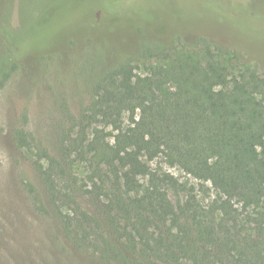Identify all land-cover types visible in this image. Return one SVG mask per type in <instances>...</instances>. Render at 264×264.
Masks as SVG:
<instances>
[{"label": "trees", "instance_id": "trees-1", "mask_svg": "<svg viewBox=\"0 0 264 264\" xmlns=\"http://www.w3.org/2000/svg\"><path fill=\"white\" fill-rule=\"evenodd\" d=\"M1 18L14 62L0 85L18 57L47 43V22L31 36ZM195 45L175 52L174 91L158 64L145 65L144 76L129 60L107 70L77 114L61 105L53 150L34 146L24 123L12 131L40 182H23L33 208L49 214L50 205L65 236L107 264H264V71L206 36ZM159 157L196 182L152 167Z\"/></svg>", "mask_w": 264, "mask_h": 264}, {"label": "rangeland", "instance_id": "rangeland-1", "mask_svg": "<svg viewBox=\"0 0 264 264\" xmlns=\"http://www.w3.org/2000/svg\"><path fill=\"white\" fill-rule=\"evenodd\" d=\"M0 17L19 22L31 36L36 24L47 22L48 35L42 38L47 43L15 60L16 68L0 85V264H107L65 236L50 205L49 214L33 208L23 182H40L30 154L15 146L16 126L24 123L34 146L53 150L65 121L61 105L77 114L89 103L94 83L125 60L140 76L147 74V64L163 66L162 85L174 91L176 82L169 76L175 52L197 50L199 35L264 71V0H0ZM31 36L29 44H35ZM8 47L0 32V73L14 62ZM129 116L124 112L125 124ZM105 141L111 143L112 137ZM150 164L190 178L161 157ZM74 172L80 178L85 171ZM169 197L177 199L171 191ZM77 200L96 211L82 195ZM69 208L62 207L63 213Z\"/></svg>", "mask_w": 264, "mask_h": 264}]
</instances>
